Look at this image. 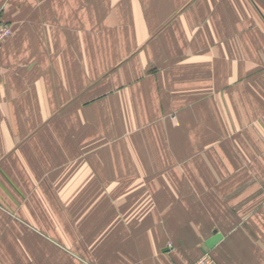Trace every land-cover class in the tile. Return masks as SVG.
<instances>
[{
    "label": "crops",
    "instance_id": "0c3cea01",
    "mask_svg": "<svg viewBox=\"0 0 264 264\" xmlns=\"http://www.w3.org/2000/svg\"><path fill=\"white\" fill-rule=\"evenodd\" d=\"M0 9V264H264V0Z\"/></svg>",
    "mask_w": 264,
    "mask_h": 264
},
{
    "label": "rangeland",
    "instance_id": "374dc122",
    "mask_svg": "<svg viewBox=\"0 0 264 264\" xmlns=\"http://www.w3.org/2000/svg\"><path fill=\"white\" fill-rule=\"evenodd\" d=\"M12 33V32H11ZM11 35V34H10ZM9 35V36H10ZM8 36V37H9ZM58 209V208H57ZM60 210L59 211H62L63 209L62 208H59ZM64 217H65V215L63 214V213H56V227H58L57 229H56V236H55V242L57 243V244H60V243H62V242H64V240H67L68 238H71L70 237V235H69V233H68V236L67 237H65V235H64V229H63V227H62V222L64 221ZM70 216L68 215V218H69ZM68 218L66 219V220H68ZM76 235V236H75ZM72 237L74 238H76V239H78L79 238V235H77V232H74L73 231V235H72ZM66 238V239H65ZM73 238H71V239H73ZM60 246V248H62L63 249V247H64V245L62 246V245H59ZM72 247V249L78 254V246L77 245H72L71 246ZM70 250V249H69ZM71 252V251H70ZM71 253H73V252H71ZM74 254V253H73ZM77 254H74V256H78Z\"/></svg>",
    "mask_w": 264,
    "mask_h": 264
},
{
    "label": "built area",
    "instance_id": "2783aa9c",
    "mask_svg": "<svg viewBox=\"0 0 264 264\" xmlns=\"http://www.w3.org/2000/svg\"><path fill=\"white\" fill-rule=\"evenodd\" d=\"M12 32L11 27L1 18L0 9V43L5 40ZM192 264H218L208 253L203 254Z\"/></svg>",
    "mask_w": 264,
    "mask_h": 264
}]
</instances>
